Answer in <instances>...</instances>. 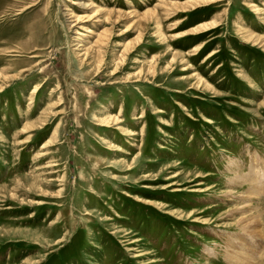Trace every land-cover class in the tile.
Wrapping results in <instances>:
<instances>
[{
  "label": "rangeland",
  "instance_id": "obj_1",
  "mask_svg": "<svg viewBox=\"0 0 264 264\" xmlns=\"http://www.w3.org/2000/svg\"><path fill=\"white\" fill-rule=\"evenodd\" d=\"M263 189L264 0H0V264H264Z\"/></svg>",
  "mask_w": 264,
  "mask_h": 264
},
{
  "label": "bare ground",
  "instance_id": "obj_2",
  "mask_svg": "<svg viewBox=\"0 0 264 264\" xmlns=\"http://www.w3.org/2000/svg\"><path fill=\"white\" fill-rule=\"evenodd\" d=\"M88 7H89V5H88ZM261 185V184H260ZM257 188V187H256ZM263 188V187H262ZM259 190V189H258ZM261 190V189H260ZM259 234V233H258ZM260 236V235H259ZM261 238V237H260Z\"/></svg>",
  "mask_w": 264,
  "mask_h": 264
}]
</instances>
